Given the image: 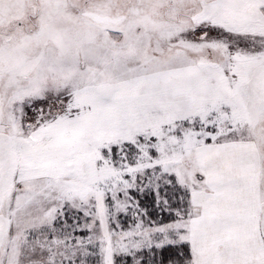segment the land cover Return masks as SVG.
Returning a JSON list of instances; mask_svg holds the SVG:
<instances>
[{"label":"snow or ice","instance_id":"1","mask_svg":"<svg viewBox=\"0 0 264 264\" xmlns=\"http://www.w3.org/2000/svg\"><path fill=\"white\" fill-rule=\"evenodd\" d=\"M0 264H264V0H0Z\"/></svg>","mask_w":264,"mask_h":264}]
</instances>
